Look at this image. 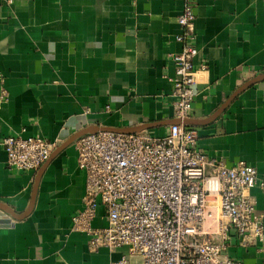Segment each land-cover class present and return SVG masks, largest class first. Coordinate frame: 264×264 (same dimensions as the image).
Instances as JSON below:
<instances>
[{
	"label": "crops",
	"instance_id": "1",
	"mask_svg": "<svg viewBox=\"0 0 264 264\" xmlns=\"http://www.w3.org/2000/svg\"><path fill=\"white\" fill-rule=\"evenodd\" d=\"M181 9V0H0V212L9 219L0 216V264H111L127 254L91 251L72 230L85 189L75 142L92 127L167 132L176 120L168 53L183 46ZM194 14L189 124L198 147L226 166L256 167L264 183V0H196ZM14 134L51 142L49 159L36 170L8 168L2 139ZM250 195L264 225V188ZM106 225L99 204L92 226ZM228 250L242 264H264V238L240 247L231 231Z\"/></svg>",
	"mask_w": 264,
	"mask_h": 264
},
{
	"label": "built area",
	"instance_id": "2",
	"mask_svg": "<svg viewBox=\"0 0 264 264\" xmlns=\"http://www.w3.org/2000/svg\"><path fill=\"white\" fill-rule=\"evenodd\" d=\"M181 2L176 18L181 32L175 39L183 46L168 53L178 122L162 137L98 129L75 142L85 189L82 209L71 216L72 230L88 236L91 251L126 247L127 254L111 264H242L229 253L230 232L240 247L264 238L262 215L250 195L255 185L264 188L256 167L243 162L226 166L208 157L189 124L198 71V50L188 42L196 0ZM0 98H7L4 89ZM2 145L6 166L17 170L38 169L54 146L40 136L18 134L3 137ZM99 204L105 207L107 225L94 228ZM132 257L139 260L132 263Z\"/></svg>",
	"mask_w": 264,
	"mask_h": 264
},
{
	"label": "water",
	"instance_id": "3",
	"mask_svg": "<svg viewBox=\"0 0 264 264\" xmlns=\"http://www.w3.org/2000/svg\"><path fill=\"white\" fill-rule=\"evenodd\" d=\"M178 121L177 120H174V121H172V123H177ZM98 129H103V130H108V131H114V132H132V131H134V129H127V130H115V129H105V128H96V127H92V128H90V129H86L85 131H93V130H98ZM84 131V132H85ZM0 216H2L3 217V219H4V221L6 222V223H8V217L4 214V213H2V212H0Z\"/></svg>",
	"mask_w": 264,
	"mask_h": 264
}]
</instances>
